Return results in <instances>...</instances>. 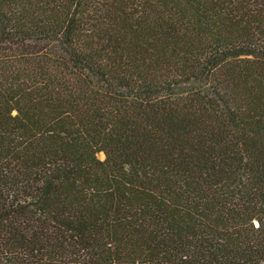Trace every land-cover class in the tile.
<instances>
[{
  "label": "trees",
  "instance_id": "1",
  "mask_svg": "<svg viewBox=\"0 0 264 264\" xmlns=\"http://www.w3.org/2000/svg\"><path fill=\"white\" fill-rule=\"evenodd\" d=\"M0 264H264V0H0Z\"/></svg>",
  "mask_w": 264,
  "mask_h": 264
},
{
  "label": "rangeland",
  "instance_id": "2",
  "mask_svg": "<svg viewBox=\"0 0 264 264\" xmlns=\"http://www.w3.org/2000/svg\"><path fill=\"white\" fill-rule=\"evenodd\" d=\"M99 158H100L101 160H103V159L105 158L104 154H100V155H99Z\"/></svg>",
  "mask_w": 264,
  "mask_h": 264
}]
</instances>
